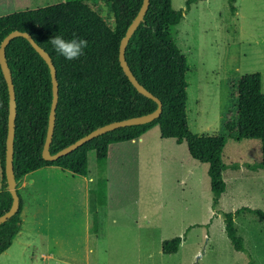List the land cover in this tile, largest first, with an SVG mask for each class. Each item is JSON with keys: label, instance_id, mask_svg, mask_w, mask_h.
I'll use <instances>...</instances> for the list:
<instances>
[{"label": "trees", "instance_id": "obj_1", "mask_svg": "<svg viewBox=\"0 0 264 264\" xmlns=\"http://www.w3.org/2000/svg\"><path fill=\"white\" fill-rule=\"evenodd\" d=\"M108 3L112 24L96 11V3L87 0L60 1L46 6L0 15V41L11 30L28 32L50 56L58 83L54 128L49 152L54 153L93 128L102 124L145 114L156 102L139 93L124 75L118 62V44L126 27L137 12L141 0H103ZM197 0H185L184 8L174 9L171 0H149L148 6L124 50L125 60L137 81L161 102L160 114L149 122L118 127L82 143L54 160L41 157L51 102L49 68L23 36H14L5 46L14 95L13 173L17 182L24 174L44 165H56L72 173L86 175L87 152L94 151L97 187L90 190L102 199L107 148L110 143L137 138L153 125L159 136L177 138L186 143L190 156L208 162L207 174L212 191V205L224 190L221 153L224 139L218 135H198L186 120V58L170 33ZM230 3V9L235 10ZM54 35L71 39L74 35L88 41L82 56L68 61L49 43ZM261 75L250 72L234 83L236 98L234 118L224 120L227 133L260 140L261 160L251 169L264 166V92ZM8 94L0 69V214L10 205L3 173ZM17 192V189H16ZM18 194V192H17ZM19 196V195H18ZM94 205H90L93 211ZM244 207L240 208L243 209ZM264 219L260 210L246 208ZM237 211V210H236ZM235 211V212H236ZM20 204L14 214L0 223V253L6 250L19 228ZM224 228L235 249L243 246L235 235L233 213L223 212ZM174 236L161 241L163 253H174L181 241Z\"/></svg>", "mask_w": 264, "mask_h": 264}, {"label": "rangeland", "instance_id": "obj_2", "mask_svg": "<svg viewBox=\"0 0 264 264\" xmlns=\"http://www.w3.org/2000/svg\"><path fill=\"white\" fill-rule=\"evenodd\" d=\"M60 1L0 0V15ZM87 1L96 3L99 15L112 24L108 3ZM184 4L185 0H171L174 9ZM232 5L235 10L228 0H197L170 27L172 40L186 58L188 127L198 135L224 139L222 175L227 188L219 203L212 205L206 163L191 175L188 188L169 177L167 189L161 177L157 190L154 167L144 168L146 186L141 196L136 202L127 198L124 206L114 209L115 222L105 214L100 235L87 234L81 222L70 228L65 221L73 215L64 208L59 229L42 224L30 232L36 249L31 246L24 252L22 243L14 241L0 253V264H264V219L246 209L264 213V166L246 167L261 160L260 140L228 136L222 126L224 120L234 118L233 86L240 75L259 72L264 92V0H234ZM239 161L243 166L238 167ZM116 196L111 197V207L121 199ZM223 212L233 213L232 224L243 250L235 249L228 237ZM178 233L183 242L177 253H161V240ZM49 245L53 258L38 255L47 251L42 246Z\"/></svg>", "mask_w": 264, "mask_h": 264}, {"label": "crops", "instance_id": "obj_3", "mask_svg": "<svg viewBox=\"0 0 264 264\" xmlns=\"http://www.w3.org/2000/svg\"><path fill=\"white\" fill-rule=\"evenodd\" d=\"M227 134L238 137L232 133ZM91 151L93 155L90 156ZM204 163L207 164L208 168V162H200L190 156L183 140L170 137L162 138L159 136L157 125H153L137 138L108 145L104 171V191L101 200L97 194L90 193V190L97 187V171L93 150L87 152V173L85 176L72 173L70 170L56 165L38 167L24 174L16 182L20 204L19 228L10 246L14 241H18L20 244L22 243L24 252L26 250L28 253L31 246L36 249L30 232L36 231L42 224L49 229H59L61 224H59L60 226L57 224L63 221L59 219L60 217L63 218L64 215L62 209H69V214L73 215V219L65 221L66 225L71 223L70 228H74L76 222H81L80 225L83 226L87 234L91 231V236L97 237L101 232V224L105 221V214L110 216L112 222H115L114 209L124 206V201L127 198H134L133 200L136 202L137 198L141 196L146 186L144 168L154 167L159 177V180L156 181L157 190L161 189L162 186L161 177L164 181L163 187L167 189H169L167 187L169 186L167 182L169 177H172L171 181L176 178V183H181L183 187L186 184L188 188L191 175H196V170H200V165ZM242 164L239 161L238 167L243 166ZM241 171L244 172V169L242 168ZM1 176L0 168V183ZM222 178L225 183L223 175ZM226 188L227 184L225 183L218 203ZM116 193L118 199L121 198L123 202L120 199L115 206L111 207V197L117 198ZM171 194L172 191L169 192V195ZM91 204L94 205L93 211H90ZM76 215H79L80 219L75 221ZM134 215L137 216V214ZM124 226L127 228V225L124 224L122 227ZM24 230L30 231L28 234L26 232V235H22ZM138 236L136 233L137 238ZM182 242L181 239L174 253H177ZM42 248L47 251H38V255L41 257L53 258L55 256L50 245L49 247L42 246ZM161 253L163 252L161 251Z\"/></svg>", "mask_w": 264, "mask_h": 264}, {"label": "water", "instance_id": "obj_4", "mask_svg": "<svg viewBox=\"0 0 264 264\" xmlns=\"http://www.w3.org/2000/svg\"><path fill=\"white\" fill-rule=\"evenodd\" d=\"M149 0H141L139 8L135 13L134 17L129 22L128 26L126 27L122 37L119 40L118 44V62L119 65L128 79V81L132 84V86L141 94L153 99L156 102V106L153 110L148 113L140 114L137 116H131L128 118H123L119 120H114L100 126H97L87 132L86 134L80 136L79 138L75 139L73 142L69 143L68 145L60 148L54 153L49 152V144L51 141L53 128H54V119H55V108L58 99V83L56 78L55 67L51 62V58L48 53L40 47L31 37V35L26 31L20 30H11L9 31L0 41V69L3 75V78L6 83L7 87V94H8V102H7V122H6V137H5V150H4V165H3V173L6 182V189L9 191L11 195V202L9 207L0 214V223L5 221L9 218L12 214L16 212L19 205V197L16 192V181L14 178L13 173V137H14V119H15V95H14V88H13V81L11 77V73L9 67L7 65L6 57H5V46L8 41L13 38L14 36H23L27 39L30 45L38 52V54L42 57V59L46 62L49 68L50 74V82H51V102L48 112V119H47V127L45 133V139L43 142V146L41 149V157L45 160H54L59 156H62L71 150L75 149L82 143L90 140L93 137L99 136L107 131L112 129L132 125V124H142L151 121L152 119L156 118L161 112V102L160 100L154 96L151 92H149L144 86H142L135 76L132 74L124 56L125 45L131 36L132 32L141 21L143 14L148 6Z\"/></svg>", "mask_w": 264, "mask_h": 264}, {"label": "clouds", "instance_id": "obj_5", "mask_svg": "<svg viewBox=\"0 0 264 264\" xmlns=\"http://www.w3.org/2000/svg\"><path fill=\"white\" fill-rule=\"evenodd\" d=\"M67 3V0H63ZM53 50L68 61L78 59L83 55L84 50L88 47V41L78 36L71 39H65L62 35H54L49 39Z\"/></svg>", "mask_w": 264, "mask_h": 264}]
</instances>
